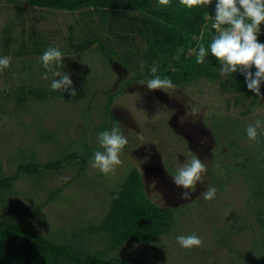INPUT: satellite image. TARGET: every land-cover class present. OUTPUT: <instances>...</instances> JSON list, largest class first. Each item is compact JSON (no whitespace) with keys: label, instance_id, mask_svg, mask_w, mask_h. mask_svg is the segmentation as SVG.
<instances>
[{"label":"rangeland","instance_id":"374dc122","mask_svg":"<svg viewBox=\"0 0 264 264\" xmlns=\"http://www.w3.org/2000/svg\"><path fill=\"white\" fill-rule=\"evenodd\" d=\"M133 26L129 18L103 16L92 6L71 10L0 0V57L11 58L0 72V179L11 178L0 188V219L37 229L55 243H72L84 261L99 254L141 264H264V135L257 143L246 133L248 124L264 122V99L225 86L231 76L220 75L210 52L201 75L173 82L168 93L149 90L139 82L153 78L147 71L158 70L159 60L149 56L146 34ZM260 27L264 43V23ZM207 31L193 36L186 57L197 54ZM71 36L97 40L74 52ZM57 45L64 59L49 71L39 58ZM56 71L70 74L75 97L51 89ZM260 91L264 95V83ZM113 127L128 144L122 164L105 176L91 160L101 150L98 134ZM190 151L208 171L184 200L187 190L175 185L173 175ZM58 160V168L44 166ZM22 163L39 166L19 172ZM134 168L148 197L172 208L173 226L154 241L112 246L108 234L90 229L104 221L113 191ZM208 185L217 188L211 201L201 196ZM189 234L202 246L186 250L176 242Z\"/></svg>","mask_w":264,"mask_h":264},{"label":"trees","instance_id":"16d2710c","mask_svg":"<svg viewBox=\"0 0 264 264\" xmlns=\"http://www.w3.org/2000/svg\"><path fill=\"white\" fill-rule=\"evenodd\" d=\"M33 5L75 10L92 6L103 16L115 13L129 18L138 32L145 33L150 43L151 58L159 60L157 75L171 78L178 83L190 81L201 75L204 67L196 62V54L186 57V51L194 35L202 29L206 32L203 41L205 47L211 42V35L216 31L207 26L210 16L215 14V2L207 6L192 9L180 4V0H170L168 6H159L158 0H29ZM136 11V13H131ZM105 18V17H104ZM126 21V20H125ZM97 37L69 40L70 49L80 52L88 49ZM114 53L117 50L112 49ZM180 58L176 59L175 54ZM183 59V60H182ZM201 68V69H200ZM251 71L254 73L255 68ZM152 74L147 71V74ZM225 86L249 93L245 77L241 73L230 74ZM39 90H31L36 94ZM60 92L59 95H68ZM62 160L47 162V168H58ZM36 163H22L18 171L35 172ZM11 178L0 179V188H7ZM174 212L170 206L154 203L146 194L145 184L139 169H132L122 186L112 193L111 206L101 225H94L90 230H101L109 235L112 246L126 241H154L159 234L173 226ZM141 264L134 257L104 258L95 254L84 261L80 250L72 243H55L43 236L37 229L22 223L7 222L0 219V264Z\"/></svg>","mask_w":264,"mask_h":264},{"label":"clouds","instance_id":"9594fccd","mask_svg":"<svg viewBox=\"0 0 264 264\" xmlns=\"http://www.w3.org/2000/svg\"><path fill=\"white\" fill-rule=\"evenodd\" d=\"M213 0H180V4L192 9L197 6H209ZM170 0H158L159 6H168ZM215 23L213 28H218L208 47L204 44L198 45L196 62L203 64L209 52L220 65L219 72L222 76L232 73H241L245 77V82L249 91L257 97L264 99L260 87L264 83V43H260L258 35L261 31V24L264 23V0H216L215 2ZM64 53L60 47L49 46L39 60L42 66L51 71L54 65L62 64ZM11 58L8 56L0 57V72L8 68ZM255 68V72L251 71ZM153 78L146 82L141 80V85H146L149 90H163L168 93L169 89H175L176 85L171 78H161L157 75V68L152 67ZM59 79L51 81L53 91L68 92L75 97L76 89L70 74L56 71L53 73ZM47 79V76H44ZM191 115H196V109H191ZM258 129L260 132H258ZM249 141L259 143V136L264 135V122L257 119L246 127ZM142 139V136H138ZM97 142L101 150L93 153L91 167L98 170L103 175L113 174L116 168L122 164L121 154L128 144L127 137L117 127L110 131L105 130L98 134ZM190 159L180 164L173 175L176 186L184 191L181 199L189 200L192 191L195 190L197 183H204V176L208 171L207 164L202 162L195 154L189 152ZM217 188L208 185L201 196L206 201L215 199ZM176 242L184 249L191 250L202 246V239L196 234L181 235L176 237Z\"/></svg>","mask_w":264,"mask_h":264},{"label":"built area","instance_id":"2783aa9c","mask_svg":"<svg viewBox=\"0 0 264 264\" xmlns=\"http://www.w3.org/2000/svg\"><path fill=\"white\" fill-rule=\"evenodd\" d=\"M214 16H215V14L211 15L209 18L210 21H208V23H207V26H210L211 28H213V24L215 23ZM213 29H215L217 32L219 31L218 28H213Z\"/></svg>","mask_w":264,"mask_h":264}]
</instances>
